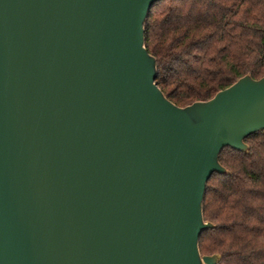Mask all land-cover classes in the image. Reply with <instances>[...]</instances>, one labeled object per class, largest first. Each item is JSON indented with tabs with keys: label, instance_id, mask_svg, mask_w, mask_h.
<instances>
[{
	"label": "water",
	"instance_id": "water-1",
	"mask_svg": "<svg viewBox=\"0 0 264 264\" xmlns=\"http://www.w3.org/2000/svg\"><path fill=\"white\" fill-rule=\"evenodd\" d=\"M159 0H0V264H216L197 239L223 148L264 131V76L177 107Z\"/></svg>",
	"mask_w": 264,
	"mask_h": 264
},
{
	"label": "trees",
	"instance_id": "trees-1",
	"mask_svg": "<svg viewBox=\"0 0 264 264\" xmlns=\"http://www.w3.org/2000/svg\"><path fill=\"white\" fill-rule=\"evenodd\" d=\"M154 84L177 107L207 101L236 79L264 76V0H159L143 23ZM246 152L223 148V174L205 183L200 256L216 264H264V131L243 139Z\"/></svg>",
	"mask_w": 264,
	"mask_h": 264
}]
</instances>
